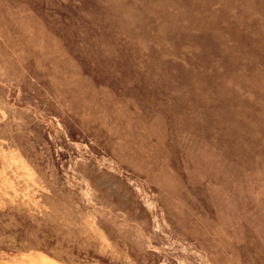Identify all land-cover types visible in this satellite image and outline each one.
Instances as JSON below:
<instances>
[{"label": "rangeland", "instance_id": "obj_1", "mask_svg": "<svg viewBox=\"0 0 264 264\" xmlns=\"http://www.w3.org/2000/svg\"><path fill=\"white\" fill-rule=\"evenodd\" d=\"M0 264H264V0H0Z\"/></svg>", "mask_w": 264, "mask_h": 264}]
</instances>
